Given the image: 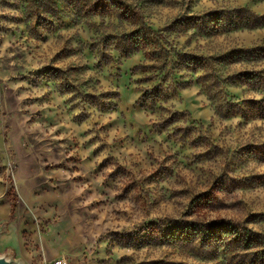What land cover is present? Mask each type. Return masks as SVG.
Masks as SVG:
<instances>
[{
    "label": "rangeland",
    "instance_id": "1",
    "mask_svg": "<svg viewBox=\"0 0 264 264\" xmlns=\"http://www.w3.org/2000/svg\"><path fill=\"white\" fill-rule=\"evenodd\" d=\"M141 33L167 46L159 59L148 44L133 52ZM172 46L198 58L264 48V0H0V258L264 264V118L250 105L219 117L218 87L182 66L162 97L177 119L148 110L150 67ZM220 221L261 245L175 229Z\"/></svg>",
    "mask_w": 264,
    "mask_h": 264
},
{
    "label": "trees",
    "instance_id": "2",
    "mask_svg": "<svg viewBox=\"0 0 264 264\" xmlns=\"http://www.w3.org/2000/svg\"><path fill=\"white\" fill-rule=\"evenodd\" d=\"M218 23L225 26L228 25V20L220 19ZM130 44L131 48H136V50H133L134 53L143 52L145 44L151 46L154 49V55H150L151 57L149 58L153 61L157 58L159 59L161 53L165 52L167 48L160 38L151 42L148 35L143 33L134 34ZM172 49L169 57H164V61H162L160 67H155V65L154 67H150L151 69H155L156 76L158 77L157 81L159 80V82L153 88L145 90L142 96L145 101V107L148 110H151L152 113H156L157 110L167 112V115L170 114V117L164 118L167 121L177 119L176 113L165 109L162 103V97L166 89H170L172 84L176 85L177 78H174V73L175 70H178V66H182L187 71L193 73L200 71L202 73L199 79L204 84L206 91L218 87V109L216 111L218 110L219 117L228 119L239 115L243 116L244 110L242 108L250 105L252 107L254 106L255 114L262 119L264 118V68L257 69L254 67V64L259 59L264 60V48L236 49L226 55L218 56V58H198L190 54H185L183 50H179L176 46H172ZM145 55L146 57L149 56L147 53ZM249 65L252 66L249 70L245 68L241 70L234 69L239 66ZM145 68L149 69V67ZM141 69L145 70L144 68ZM237 89L242 94L247 93L249 95L253 94L254 96L248 100H240L239 95L232 92V90ZM255 222H258V220ZM175 224L178 225L175 228H178L176 232L182 236L183 240L189 243L196 238H199L201 241L205 240L211 244L214 242L217 243L218 237L221 234L224 241L242 242L246 245V249H252L261 245V243L257 242V240H261V235L254 234V237H250L247 227H238L231 222L220 221L206 224L176 222ZM229 234L231 235L226 237Z\"/></svg>",
    "mask_w": 264,
    "mask_h": 264
},
{
    "label": "built area",
    "instance_id": "3",
    "mask_svg": "<svg viewBox=\"0 0 264 264\" xmlns=\"http://www.w3.org/2000/svg\"><path fill=\"white\" fill-rule=\"evenodd\" d=\"M49 264H69L65 259H56Z\"/></svg>",
    "mask_w": 264,
    "mask_h": 264
},
{
    "label": "water",
    "instance_id": "4",
    "mask_svg": "<svg viewBox=\"0 0 264 264\" xmlns=\"http://www.w3.org/2000/svg\"><path fill=\"white\" fill-rule=\"evenodd\" d=\"M0 264H10L7 260L0 258Z\"/></svg>",
    "mask_w": 264,
    "mask_h": 264
},
{
    "label": "crops",
    "instance_id": "5",
    "mask_svg": "<svg viewBox=\"0 0 264 264\" xmlns=\"http://www.w3.org/2000/svg\"><path fill=\"white\" fill-rule=\"evenodd\" d=\"M12 255H13V253H12ZM12 255L11 254L9 255L10 257H8L9 260L7 259V261L10 262V259L14 256V255L13 256Z\"/></svg>",
    "mask_w": 264,
    "mask_h": 264
}]
</instances>
